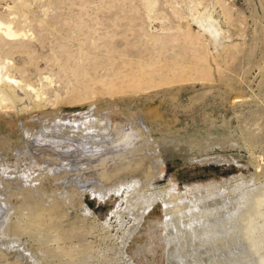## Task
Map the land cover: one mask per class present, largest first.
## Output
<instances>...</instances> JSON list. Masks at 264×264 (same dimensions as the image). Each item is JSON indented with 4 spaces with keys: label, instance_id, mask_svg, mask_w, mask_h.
<instances>
[{
    "label": "rangeland",
    "instance_id": "obj_1",
    "mask_svg": "<svg viewBox=\"0 0 264 264\" xmlns=\"http://www.w3.org/2000/svg\"><path fill=\"white\" fill-rule=\"evenodd\" d=\"M0 20L25 33H0L23 86L0 109V264H167V194L191 228L173 261L264 264V0H0ZM196 185L262 201L236 241L197 243Z\"/></svg>",
    "mask_w": 264,
    "mask_h": 264
},
{
    "label": "bare ground",
    "instance_id": "obj_2",
    "mask_svg": "<svg viewBox=\"0 0 264 264\" xmlns=\"http://www.w3.org/2000/svg\"><path fill=\"white\" fill-rule=\"evenodd\" d=\"M0 33H2L3 35H5L9 40L10 39H17V38L25 35L24 32L17 31L13 27L12 23H5V22H3L1 20H0ZM5 68H6L5 65H1L0 64V109L6 108V110H8V109H12L14 107L13 104H14V101H15L13 99L14 96H13V94L11 92V88H14V89H16V87L23 88V86H22V82L21 81H19L14 76H12L11 74H9L7 71H4ZM29 88L31 89V86H29ZM84 118H85V116L83 117V119H78L77 118L74 121L72 120L73 121L72 123H75V124L77 123V125H78V122L81 121L79 126H76L74 124L72 126H74V127L76 126V127H78L79 130H81L82 132L86 133L87 131L89 132L91 129H93L94 126H97L98 125V123H94L93 122L94 120L93 121L91 120L92 117H90V118L88 117L87 120H86V118L85 119ZM101 123H103V122H99L100 125H101ZM200 187H202V186L196 185L193 188L194 189V197L197 200V203H199V207H196V205H194L192 203L196 207V211H198L197 212L198 213V217L201 216L198 219L201 222V224H200L199 229H198V231L196 233L197 240H198L197 243H199L202 246H209V248H210L209 250H211L212 249V245H211L212 242H214V243L216 242L217 243L218 241H222L223 243H227V242H230L232 240L233 241L234 240L236 241L238 239V233L245 227V225L246 224H252L251 218L255 214V211L254 210L261 205L262 201H260V200L259 201H255V203H252V201H251L252 204H250L249 201H248V203H246L247 201L245 202L244 200H246V195H248V193L245 190H243L242 188H240L241 187L240 186L238 188H234L233 190L231 189L232 190V193H233V199H232L233 202L232 203L234 205H233V209L230 210V208H228V206L220 203L219 201H215V202H213V204H211L209 202H208V204L204 203V201L205 202H206V200L209 201L211 198L215 199L216 198L215 197L216 194L215 193H210L208 191H207V194H203V192L201 191V188ZM212 189H214V188H212ZM219 190H220V188H219ZM155 194H156V192H155ZM153 195L152 196H150V195L149 196L143 195L141 198H139V196L137 195L135 197L136 199L134 198L135 200L131 199L133 201L132 202L130 201L131 202V205L129 206V208L132 209L133 207H135L134 205H136L137 206L136 208H142L143 212H145L146 209L149 208L153 204V200H154L153 198L155 197V196L153 197ZM221 196L222 195L220 194L219 197H221ZM255 196H256V194H255ZM182 197H183V195L181 197H178L177 194H170V195L167 194V196L164 197L165 203H166L165 211L170 216V218L167 217V219H166L167 220V223L170 225V231H169L170 233L167 232L169 234V238L168 239H170V242H171V244H169V245L172 246V244H173V246H174V251H169L168 252V256H167L168 257V262H167V264H172V262H173V264H184L180 258L173 261L172 260V257L173 256H171V255H173L174 253H176V255H177V252H179V251L181 252V249H183L184 248V245H185L184 243H181L182 242V239L185 238V237H187V236H189V235H191V234L187 235L188 230L191 229V228H189L188 230H186L187 233L181 232V230L180 231L179 230H175V228H174L175 226H173L174 225L173 224L174 222H173V219L171 218L172 217L171 216V213H172V210H173V207H174V206L170 207V205H171L170 204L171 199L172 198H182ZM221 198H223V197H221ZM253 198H254V196H253ZM184 199L182 198V200H180L179 202H181V204H185L186 205L187 199H186V201ZM202 202H203L204 205L202 204ZM247 204H249V205L247 206ZM127 210H129V209H127ZM177 210L180 211V209H177ZM184 212L189 214V212L187 211V209ZM174 220L176 221V217H174ZM177 229H179V226H178ZM192 236H193V234H192ZM15 242H16V240H11L10 241V243H12V244H14ZM18 242L21 243V241H18ZM247 244H248V247L250 249H253L254 248V245H253V243L250 240H248ZM185 247H186V245H185ZM235 254H237L236 251H234L232 253V255H231V257H232V260H231L232 261V264H239L238 263V260L236 261V257L237 256ZM22 255L25 256L26 258H28V255H26V253L24 251H23V253H21L20 256H22ZM238 256H242L243 258H247V256L245 254H242V252L240 253V251L238 252ZM25 257H22V258L25 259ZM27 260H29V259H27Z\"/></svg>",
    "mask_w": 264,
    "mask_h": 264
}]
</instances>
